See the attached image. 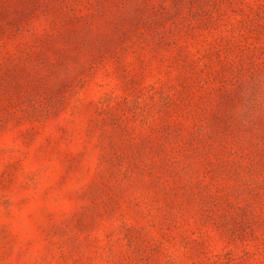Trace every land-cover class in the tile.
<instances>
[{
  "label": "rangeland",
  "instance_id": "obj_1",
  "mask_svg": "<svg viewBox=\"0 0 264 264\" xmlns=\"http://www.w3.org/2000/svg\"><path fill=\"white\" fill-rule=\"evenodd\" d=\"M253 67L264 0H0V264H264Z\"/></svg>",
  "mask_w": 264,
  "mask_h": 264
},
{
  "label": "trees",
  "instance_id": "obj_2",
  "mask_svg": "<svg viewBox=\"0 0 264 264\" xmlns=\"http://www.w3.org/2000/svg\"><path fill=\"white\" fill-rule=\"evenodd\" d=\"M250 74L249 79H240L236 86L231 89L228 88L223 96L226 104L222 108L223 112L232 118L234 122H241L243 130L253 129L249 122L251 116L256 115L264 118V111L254 107L252 102L253 96H260L264 93V69L253 67L250 69ZM258 150V147H252L254 154Z\"/></svg>",
  "mask_w": 264,
  "mask_h": 264
}]
</instances>
